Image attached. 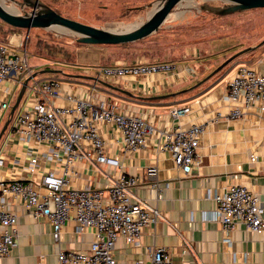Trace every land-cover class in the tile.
<instances>
[{"label": "crops", "instance_id": "0c3cea01", "mask_svg": "<svg viewBox=\"0 0 264 264\" xmlns=\"http://www.w3.org/2000/svg\"><path fill=\"white\" fill-rule=\"evenodd\" d=\"M155 1L113 0V4L130 12L142 10V17L133 19L139 22L145 19L151 11L150 5ZM144 8L148 11L146 15ZM183 25L187 23L182 15H170L158 31L145 39L131 42L129 48L137 52L134 59L128 60L123 55L125 48L122 45L102 44L99 48L98 65L118 61L135 62L144 58L150 61H172L178 65V70L128 77L122 83L115 84L132 91L133 96L111 89L97 79L86 80V77L74 72H64L65 77L54 74L51 77L57 78L61 87L58 95L52 96V101L67 106L71 105L65 98L68 92L84 97L94 94L117 102L119 111H146L159 125L166 122L177 124L179 120L186 127L192 123H202L206 129L200 139V162L186 174L175 166L167 151L157 147V137L143 148L128 150L117 125L101 124L106 150L120 160L121 166L103 164L102 172L97 171L90 160L77 161L73 166L70 184L83 188L105 187L111 178L124 170L140 178L139 185L134 189L137 198L157 206L164 214L163 218L144 230L142 246H135L122 238L117 240L115 256L119 264H130L139 259L148 261L145 247L161 245L170 249L175 264H264V234L248 229L243 223L230 230L224 229L218 221L211 219L216 202L210 195L212 191L224 190L229 184H242L257 192L264 206V102L253 105L242 117L234 119L227 116L231 106L225 100L229 79L238 65L246 64L264 73V63L260 61L264 45L258 46L263 39L246 45L223 47L215 44V47L219 46L216 50L211 38H196L190 30H183ZM205 31L195 30L203 36L206 35ZM250 46L258 48L232 61L235 62L233 71L230 67L196 86L225 59ZM184 66L191 67L193 74L184 73L181 69ZM94 67L82 69L81 75L91 76L86 71ZM168 93L176 95L148 98ZM184 106H189L191 110L180 119L170 115L171 109ZM219 112L222 116H219ZM69 117L67 115V119ZM45 150V146L27 141L11 131L7 140L0 145V154L6 158L5 165L0 166V179L29 178V159ZM254 155L257 160L252 161ZM150 165L158 167L154 178L147 174ZM61 168V163L44 159L38 174L47 169L60 171ZM154 181L160 183L157 190L151 186ZM4 206L18 215L19 236L17 246L7 257L0 259V264H58L60 250H87L94 238V230L90 227L81 228L79 221L72 216L56 241L52 235L51 222L45 217H32L22 198L6 194Z\"/></svg>", "mask_w": 264, "mask_h": 264}, {"label": "built area", "instance_id": "2783aa9c", "mask_svg": "<svg viewBox=\"0 0 264 264\" xmlns=\"http://www.w3.org/2000/svg\"><path fill=\"white\" fill-rule=\"evenodd\" d=\"M23 35H14L9 42L0 41V119L11 108L18 85L33 76L34 66ZM17 47L18 49H14ZM264 63V53L260 60ZM172 61H150L139 58L135 62L118 61L87 69L86 73L113 84H120L128 77H138L178 70ZM193 74L189 66L181 68ZM32 83L30 85V81ZM60 81L46 74L33 76L27 84V101L18 116L12 133L27 141H34L46 150L29 159V178L11 177L0 179V259L7 257L17 246L19 236L18 215L4 206L5 195L22 198L28 213L36 218H47L53 227L52 235L60 239L64 225L73 216L81 228L94 230V238L87 250H60L58 264H119L115 256L118 239L135 246H142L144 230L156 223L164 214L134 193L140 178L121 170L105 187H73L70 176L77 161H92L97 171L103 164L121 166L118 158L106 150V142L100 130L101 124H115L121 130L123 143L128 150L145 147L157 137V147L167 151L175 166L186 174L200 162V139L206 129L202 123L183 126L168 122L159 125L146 111H119L117 102L105 96H78L66 93L71 105H57L52 96L58 95ZM16 98V97H15ZM225 100L230 110L227 116L242 117L248 109L264 102V73L246 64L238 65L229 79ZM189 106L175 107L170 115L180 119L190 112ZM222 116V113H218ZM67 115L70 117L67 119ZM0 154V166L5 165ZM53 159L62 164L60 171L47 169L38 174L42 161ZM252 161L257 160L254 155ZM156 165L147 167V174L154 178ZM105 175L109 173L104 171ZM40 175V176H39ZM151 186L156 190L160 183ZM216 206L211 219L218 221L226 230L239 223L258 234H264V206L260 195L245 185L232 183L222 191H212ZM230 242L229 239L226 240ZM148 261L136 260L130 264H175L166 246H146Z\"/></svg>", "mask_w": 264, "mask_h": 264}, {"label": "rangeland", "instance_id": "374dc122", "mask_svg": "<svg viewBox=\"0 0 264 264\" xmlns=\"http://www.w3.org/2000/svg\"><path fill=\"white\" fill-rule=\"evenodd\" d=\"M41 1L52 6L65 16L102 27H120L126 25L130 22H134V18L138 19L142 17L141 12H143L142 10H134L130 12L128 9L116 7L113 4V0ZM2 2L7 7H13L20 10V13L23 14L32 10L25 0H3ZM223 6H225V2L221 0H186L181 6L175 8L171 15L172 17L182 15L187 23V25L181 26L182 29L190 30L191 34L196 38L200 36L211 38L212 46L215 44H221L223 47L234 44V46L243 44L246 45L252 43L253 41L257 42L258 40L261 41L264 39V8H256L227 15H217L210 10V8ZM146 8L143 9L145 15L148 12L145 11ZM10 29L9 25L0 19V41L6 43L9 42L10 38H12L15 34L14 32L11 33ZM17 29L19 30L15 32L26 37L24 44H26L28 48L30 62L34 66L33 68L35 72L46 68H56L62 69L64 72H74V74L81 75V70L86 69V67L100 66L98 65L100 61L99 48L102 47V44H79L77 41V35L66 33L60 29L33 28L30 31L22 28ZM195 30H197V32L206 30V35H200L196 33ZM51 46H53L56 50L60 48H68L70 53L75 51V61L73 63H66L65 60L53 57L51 58L50 56H42L43 53H46L47 49ZM216 48H219V46H214V49ZM14 49L18 48L14 47ZM68 56L70 58V54ZM54 60L57 61L52 62ZM233 64H235V62L229 63L220 72H224L230 67L233 71ZM41 74L43 73H39L37 76H40ZM44 74L49 76L57 74L60 77H65L63 73L44 72ZM86 80L88 79L86 78ZM93 81L94 80H92V82ZM31 83L32 80L30 81V85ZM97 83L101 85L100 82ZM20 89L21 85H18L15 90L13 100L16 99L15 97H17ZM28 92L29 91L27 90L21 99L10 124L0 141V145L7 140V137L11 133L12 128L27 101ZM10 110L11 108L5 110L0 119V131L9 117Z\"/></svg>", "mask_w": 264, "mask_h": 264}, {"label": "water", "instance_id": "95a60500", "mask_svg": "<svg viewBox=\"0 0 264 264\" xmlns=\"http://www.w3.org/2000/svg\"><path fill=\"white\" fill-rule=\"evenodd\" d=\"M186 0H157L151 5V11L147 14L145 19L139 22H133L126 24L123 28L115 27H102L93 24L86 23L68 16H65L58 12L52 6L42 2L41 0H25V2L32 8L30 12L25 14L20 12H15L9 10L0 0V19L16 28L26 29L30 31L33 28L42 29H64L66 33H72L77 35V41L81 43L90 44H122L135 42L138 40L145 39L151 34L158 31L167 19L172 14L173 10ZM225 2L223 7L210 8L211 11L217 15H227L236 12L248 11L256 8H264V0H221ZM264 45V39L260 42L258 46ZM257 47V46H256ZM255 46H250L241 49L240 51L234 53L222 63H220L208 76H206L202 81L196 84L200 85L207 79L211 78L216 73L220 72L225 66L234 61L240 55L249 52L256 48ZM53 72V73H64L62 69L56 68H46L40 71L34 72L33 76L39 73ZM29 76L24 80L21 89L11 106L9 117L5 121L1 131H0V141L2 140L12 117L18 108L21 99L25 94V90L28 81L33 77ZM86 78H94L93 76L79 75ZM102 84L107 87L114 89L116 91L122 92L129 96H133L132 91L127 90L123 87L110 83L108 81L97 79ZM176 95V93H168L162 95H155L148 97L150 99H160L169 96Z\"/></svg>", "mask_w": 264, "mask_h": 264}, {"label": "trees", "instance_id": "16d2710c", "mask_svg": "<svg viewBox=\"0 0 264 264\" xmlns=\"http://www.w3.org/2000/svg\"><path fill=\"white\" fill-rule=\"evenodd\" d=\"M9 25V24H8ZM9 27L11 28L10 29V31H11V33H13V32H15V31H17V30H19V29H17L16 27H13V26H10L9 25ZM9 30V29H8ZM130 43L131 42H129V43H122V44H111V45H122V47H124V48H122V49H124V54L123 55H125V57L128 59V60H130V59H134V58H136V51L135 50H133V49H131V48H129V45H130ZM79 44H84V43H81V42H79ZM258 47H256L255 48V50L257 49ZM254 50V49H253ZM75 52V51H74ZM73 51H72V53H70V51H69V49L68 48H66V49H63V48H60V49H58V50H56V49H54V47L53 46H51V47H49L48 49H47V51H46V53H43V55L42 56H44V57H48V56H50L51 58L53 57V58H57V59H61V60H65V62H70V61H73L74 59H75V53H74ZM70 54V58H69V55ZM69 58V59H68ZM57 60H54V61H52V62H56ZM130 63H132V62H130Z\"/></svg>", "mask_w": 264, "mask_h": 264}, {"label": "bare ground", "instance_id": "6f19581e", "mask_svg": "<svg viewBox=\"0 0 264 264\" xmlns=\"http://www.w3.org/2000/svg\"><path fill=\"white\" fill-rule=\"evenodd\" d=\"M3 1V0H2ZM6 6V5H5ZM7 7V6H6ZM9 10H11V11H15V12H21L20 10H18V9H15V8H13V7H7ZM129 24V23H128ZM123 27H125V25H123V26H120V27H115V28H123ZM61 31H64V32H66V30H64V29H60Z\"/></svg>", "mask_w": 264, "mask_h": 264}]
</instances>
